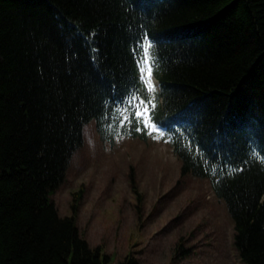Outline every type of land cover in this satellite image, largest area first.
<instances>
[{"label":"trees","instance_id":"obj_1","mask_svg":"<svg viewBox=\"0 0 264 264\" xmlns=\"http://www.w3.org/2000/svg\"><path fill=\"white\" fill-rule=\"evenodd\" d=\"M146 110L226 203L243 262L264 264V0H0V264L110 263L50 196L88 122L145 139Z\"/></svg>","mask_w":264,"mask_h":264},{"label":"rangeland","instance_id":"obj_2","mask_svg":"<svg viewBox=\"0 0 264 264\" xmlns=\"http://www.w3.org/2000/svg\"><path fill=\"white\" fill-rule=\"evenodd\" d=\"M84 135L50 197L61 215H74L92 247H103L109 264L132 255L147 264H245L226 203L209 179L182 174L167 136L111 144L95 120Z\"/></svg>","mask_w":264,"mask_h":264},{"label":"snow or ice","instance_id":"obj_3","mask_svg":"<svg viewBox=\"0 0 264 264\" xmlns=\"http://www.w3.org/2000/svg\"><path fill=\"white\" fill-rule=\"evenodd\" d=\"M144 39H145V36H143V35L139 38V42L141 44V50L143 51L144 55L141 58V60L137 61V64L140 65V64L146 63L147 64V68H144V67H140L139 68V80L142 82L143 87L145 88V90L147 92H151L156 87V84H155V81L153 80L154 66H153L152 60L148 59V51H149V48L152 47V45L155 43V38L154 37L150 38V40H149V48H145L143 46L142 41ZM149 85H151V87ZM125 94H129V93H122V95H125ZM142 103L143 102H141V104ZM129 104L134 109L139 107V105L132 104L131 100H129ZM132 115L133 116H138L139 118L142 119L143 116H144V112L143 111H134L132 113ZM145 123H147V122H145ZM175 123H178V122H173L169 126L174 127ZM147 126L153 128V130L155 132H159L161 135L164 134V126L163 125H161L159 127L157 125H155V124H151V125H147Z\"/></svg>","mask_w":264,"mask_h":264},{"label":"bare ground","instance_id":"obj_4","mask_svg":"<svg viewBox=\"0 0 264 264\" xmlns=\"http://www.w3.org/2000/svg\"><path fill=\"white\" fill-rule=\"evenodd\" d=\"M77 152V151H76ZM76 152H75V154H76Z\"/></svg>","mask_w":264,"mask_h":264}]
</instances>
